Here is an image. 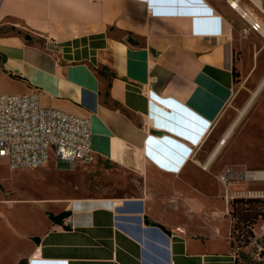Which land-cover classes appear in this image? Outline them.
Segmentation results:
<instances>
[{
	"label": "crops",
	"instance_id": "0c3cea01",
	"mask_svg": "<svg viewBox=\"0 0 264 264\" xmlns=\"http://www.w3.org/2000/svg\"><path fill=\"white\" fill-rule=\"evenodd\" d=\"M236 12L213 0H4L0 95L37 89L42 107L90 118L95 161L143 193L17 196L2 160L0 264H236L226 197L252 190L195 162L233 94ZM255 234L262 248L264 223Z\"/></svg>",
	"mask_w": 264,
	"mask_h": 264
},
{
	"label": "rangeland",
	"instance_id": "374dc122",
	"mask_svg": "<svg viewBox=\"0 0 264 264\" xmlns=\"http://www.w3.org/2000/svg\"><path fill=\"white\" fill-rule=\"evenodd\" d=\"M213 1L237 10L232 8V2L237 0ZM240 6L262 19V14L250 0H240ZM238 12L240 53L236 61L237 78L233 94L195 159L197 167L207 166L206 171L211 174L224 173L228 169L236 172L264 171V39L250 30L242 13ZM2 169L6 176L4 186L15 190L17 196L59 199L68 203L77 198L123 199L140 197L143 193L141 179L99 161L78 163L75 168L66 169L61 161L52 157L50 163L37 170L11 171L3 160ZM240 188L253 191L263 190L264 186L247 182ZM217 204L222 212L221 202ZM222 219L225 229L232 221L231 216ZM263 223L260 222L255 230L260 231ZM259 244L262 248L255 239L247 248H240L235 242L232 250L238 256L239 264H264V255L260 256L264 254V238Z\"/></svg>",
	"mask_w": 264,
	"mask_h": 264
},
{
	"label": "built area",
	"instance_id": "2783aa9c",
	"mask_svg": "<svg viewBox=\"0 0 264 264\" xmlns=\"http://www.w3.org/2000/svg\"><path fill=\"white\" fill-rule=\"evenodd\" d=\"M250 1L260 11L262 19L245 10L241 16L250 30L264 39V1ZM3 2L0 0V8ZM91 140L90 118L42 107L37 89L25 95H0V162L6 161L11 171L37 170L46 166L52 157L70 169L78 163L93 162L96 156ZM256 174L228 169L221 182L230 189L235 181L260 180L262 176ZM247 195L264 198V192L248 191ZM232 200L226 197L227 204Z\"/></svg>",
	"mask_w": 264,
	"mask_h": 264
},
{
	"label": "trees",
	"instance_id": "16d2710c",
	"mask_svg": "<svg viewBox=\"0 0 264 264\" xmlns=\"http://www.w3.org/2000/svg\"><path fill=\"white\" fill-rule=\"evenodd\" d=\"M29 39V37H26ZM234 77L237 78L236 66L234 68ZM68 216L67 212L58 216L49 214L53 222L58 223ZM230 216L232 220L231 226V247L234 248L235 242L240 248H247L256 239L255 227L264 222V198L260 197H238L231 201ZM264 254L261 253L260 256ZM236 264H239L238 256H236Z\"/></svg>",
	"mask_w": 264,
	"mask_h": 264
},
{
	"label": "bare ground",
	"instance_id": "6f19581e",
	"mask_svg": "<svg viewBox=\"0 0 264 264\" xmlns=\"http://www.w3.org/2000/svg\"><path fill=\"white\" fill-rule=\"evenodd\" d=\"M235 9L239 10L242 13V9L240 8V5L237 2H232ZM251 176V175H250ZM255 176H260V174H256Z\"/></svg>",
	"mask_w": 264,
	"mask_h": 264
}]
</instances>
